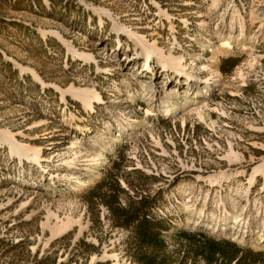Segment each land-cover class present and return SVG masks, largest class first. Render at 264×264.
I'll return each mask as SVG.
<instances>
[{"label": "rangeland", "instance_id": "obj_1", "mask_svg": "<svg viewBox=\"0 0 264 264\" xmlns=\"http://www.w3.org/2000/svg\"><path fill=\"white\" fill-rule=\"evenodd\" d=\"M105 178L153 241L90 211ZM238 259L264 264V0H0V264Z\"/></svg>", "mask_w": 264, "mask_h": 264}, {"label": "trees", "instance_id": "obj_2", "mask_svg": "<svg viewBox=\"0 0 264 264\" xmlns=\"http://www.w3.org/2000/svg\"><path fill=\"white\" fill-rule=\"evenodd\" d=\"M107 185L110 186V189L105 191L103 188ZM124 191L125 189L122 188L118 180L105 178L85 195L88 208L90 211H93L94 206L96 207L99 204L104 205L113 216L114 222L118 225L127 228L133 227L134 231L142 237L143 241H153L158 236L155 230L157 223L155 220L149 218L145 204L147 198L134 200L132 197H129V203H123L120 193ZM238 262H240V259L236 261V264ZM61 264L66 263L61 262ZM76 264L78 263L76 262Z\"/></svg>", "mask_w": 264, "mask_h": 264}, {"label": "bare ground", "instance_id": "obj_3", "mask_svg": "<svg viewBox=\"0 0 264 264\" xmlns=\"http://www.w3.org/2000/svg\"><path fill=\"white\" fill-rule=\"evenodd\" d=\"M137 53H139V52H137ZM147 59H148V65H149V62L151 61V59H152V57L150 56V55H148L147 56ZM84 97H82V99H83ZM86 98V97H85ZM84 100V99H83ZM92 103H93V101L92 100H90L89 101V105H92ZM92 107V106H91Z\"/></svg>", "mask_w": 264, "mask_h": 264}]
</instances>
